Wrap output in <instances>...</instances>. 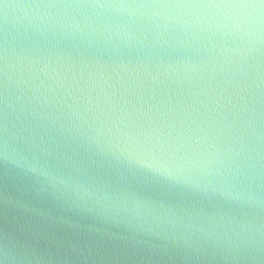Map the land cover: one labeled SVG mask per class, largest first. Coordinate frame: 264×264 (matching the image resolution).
Segmentation results:
<instances>
[{
	"label": "water",
	"instance_id": "obj_1",
	"mask_svg": "<svg viewBox=\"0 0 264 264\" xmlns=\"http://www.w3.org/2000/svg\"><path fill=\"white\" fill-rule=\"evenodd\" d=\"M257 2L0 0V255L264 264Z\"/></svg>",
	"mask_w": 264,
	"mask_h": 264
},
{
	"label": "clouds",
	"instance_id": "obj_2",
	"mask_svg": "<svg viewBox=\"0 0 264 264\" xmlns=\"http://www.w3.org/2000/svg\"><path fill=\"white\" fill-rule=\"evenodd\" d=\"M8 5H5V8H7ZM167 7V6H164ZM200 7H209V8H216V9H242V10H255L256 11V16L257 18L259 17V10L264 9V6L252 4V3H234V4H214V5H202ZM233 27L236 28L237 31L241 30V28H247L246 24L243 23H235ZM5 159L11 163L14 164L15 162L13 160H10L7 157V154H5ZM26 212H31L36 216L41 217L42 219H48L49 221H54V218L50 217L47 215V213L36 210V209H31L28 208L27 206H24ZM15 251V245L9 246V244H5L4 249H3V254L0 255V264H15V261L17 260V257L14 254ZM199 258V257H197ZM225 259H232L239 261L243 259V257L239 254L232 255L230 257H224Z\"/></svg>",
	"mask_w": 264,
	"mask_h": 264
},
{
	"label": "snow or ice",
	"instance_id": "obj_3",
	"mask_svg": "<svg viewBox=\"0 0 264 264\" xmlns=\"http://www.w3.org/2000/svg\"><path fill=\"white\" fill-rule=\"evenodd\" d=\"M252 4H256V5H260V6H264V0H258L257 3H252Z\"/></svg>",
	"mask_w": 264,
	"mask_h": 264
}]
</instances>
